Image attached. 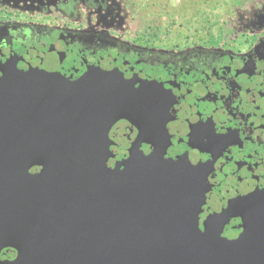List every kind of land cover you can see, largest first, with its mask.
Wrapping results in <instances>:
<instances>
[{
    "label": "water",
    "instance_id": "1",
    "mask_svg": "<svg viewBox=\"0 0 264 264\" xmlns=\"http://www.w3.org/2000/svg\"><path fill=\"white\" fill-rule=\"evenodd\" d=\"M154 89L94 68L71 80L0 64V264H264L253 219L231 241L215 219L199 228L204 191L189 164L133 145L107 165L110 127L143 125Z\"/></svg>",
    "mask_w": 264,
    "mask_h": 264
},
{
    "label": "flooded vegetation",
    "instance_id": "2",
    "mask_svg": "<svg viewBox=\"0 0 264 264\" xmlns=\"http://www.w3.org/2000/svg\"><path fill=\"white\" fill-rule=\"evenodd\" d=\"M237 7L226 28L157 44L125 26L123 0H0V64L14 58L18 69L71 80L94 68L152 83L143 125L110 127L107 165L133 145L189 164L204 191L199 228L215 219L231 241L244 221L264 227V0ZM254 197L261 204L251 212L244 201Z\"/></svg>",
    "mask_w": 264,
    "mask_h": 264
},
{
    "label": "rangeland",
    "instance_id": "3",
    "mask_svg": "<svg viewBox=\"0 0 264 264\" xmlns=\"http://www.w3.org/2000/svg\"><path fill=\"white\" fill-rule=\"evenodd\" d=\"M125 26L157 44L184 40L229 25L233 8L258 0H123Z\"/></svg>",
    "mask_w": 264,
    "mask_h": 264
}]
</instances>
